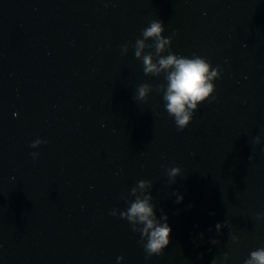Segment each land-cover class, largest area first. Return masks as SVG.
<instances>
[{"label":"water","instance_id":"water-1","mask_svg":"<svg viewBox=\"0 0 264 264\" xmlns=\"http://www.w3.org/2000/svg\"><path fill=\"white\" fill-rule=\"evenodd\" d=\"M154 20L172 53L221 69L183 131L164 110L165 75L134 55ZM141 180L172 228L149 260L110 215ZM261 213L264 0H0V264H244L264 246Z\"/></svg>","mask_w":264,"mask_h":264},{"label":"clouds","instance_id":"clouds-1","mask_svg":"<svg viewBox=\"0 0 264 264\" xmlns=\"http://www.w3.org/2000/svg\"><path fill=\"white\" fill-rule=\"evenodd\" d=\"M163 22L154 20L142 31L140 39L135 42L134 55L140 59L146 74L159 75L163 73L166 79V88L162 97L164 110L170 118L173 119L178 131H183L192 122L193 115L198 106L210 99H214L215 85L214 81L220 79L221 69L219 66L213 67L211 61L206 58L192 55L191 58L179 56L171 51V37H164ZM175 35V33H173ZM148 41L152 43L149 44ZM128 51V46L121 48V55ZM150 91L147 84L140 85L133 97L135 101L144 102ZM45 141L37 139L30 147L38 148ZM255 144L260 143V137L254 140ZM32 159L38 157V153L33 152ZM251 159V157H249ZM181 170L178 167L166 169L169 182H174L180 175ZM152 184L141 180L137 183V188L131 190L132 199L126 201V209L120 211L113 209L110 215L127 221L131 230L140 236L139 243L145 253V259L149 260L153 256H160L169 246L170 234L172 228L168 223V216L161 212L156 215V206L153 204L151 195ZM176 203L183 201V196L174 192ZM191 205H189V208ZM214 215V213H212ZM256 219H264V213L258 214ZM227 225L217 223L215 232L220 235L221 230ZM198 227V226H197ZM212 229H209L211 232ZM204 241V233H197L192 239L193 245L199 247ZM211 245H217V239H210ZM232 243H238L236 237H232ZM122 257L117 258V264H121ZM224 261L228 260L227 254H224ZM211 264H217L213 259ZM244 264H264V246L250 252L249 257Z\"/></svg>","mask_w":264,"mask_h":264}]
</instances>
